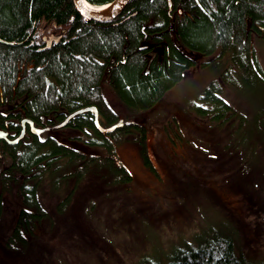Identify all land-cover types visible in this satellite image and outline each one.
<instances>
[{"label":"trees","instance_id":"16d2710c","mask_svg":"<svg viewBox=\"0 0 264 264\" xmlns=\"http://www.w3.org/2000/svg\"><path fill=\"white\" fill-rule=\"evenodd\" d=\"M59 30L61 38L46 45ZM262 44L264 0H128L117 16L102 20L82 17L73 0H0V129L13 139L23 118L50 126L35 133L25 122L15 142L0 138V214L5 188L19 200L0 254L21 259L22 246L57 259L77 243L78 254L95 253L103 264H264V248L244 243L242 223L184 167L180 150L190 144L226 185H233L238 156L254 158L264 173V127L242 141L237 131L239 111L250 114L240 88L264 84ZM175 87L202 130L185 129L176 110L163 120ZM91 105L102 127L123 123L103 130L91 110L67 117ZM160 126L157 154L145 141ZM128 142L136 144L134 154ZM248 181L250 175L235 174L240 196ZM260 195L253 194L256 204L245 198L259 209L250 217L262 216L264 224ZM177 206L186 214L182 223L175 221ZM75 207L91 223L80 212L65 213ZM60 213L89 227L53 230ZM156 225L168 229L166 237L156 235ZM132 237L139 242L131 245ZM113 252L120 260H107Z\"/></svg>","mask_w":264,"mask_h":264},{"label":"rangeland","instance_id":"374dc122","mask_svg":"<svg viewBox=\"0 0 264 264\" xmlns=\"http://www.w3.org/2000/svg\"><path fill=\"white\" fill-rule=\"evenodd\" d=\"M260 50V58L262 60V64L264 66V44L258 47ZM205 70L202 73V78L200 81H203L207 77V68H204ZM209 70L215 71V68H208ZM213 71V72H214ZM199 81V82H200ZM192 93L197 94L198 88L193 87ZM239 94L241 97L246 101L248 105L245 104L244 106L247 107V112L239 111L240 116L238 118V135H241V141L244 140L248 134L251 133V130L253 127L256 126H263L264 127V84L254 83L251 86H242L240 88ZM193 95V94H192ZM231 96V94L229 95ZM192 97V96H191ZM168 99H165L163 103V108H165L166 111L169 110L168 114L164 116L163 120H167L171 116V112L176 110V115L178 116V119L183 127L185 129L190 130H202L201 125L196 124L198 122L193 117H187L188 112L187 110L183 109L184 104L186 103V99L182 97L181 91L178 87H175L171 90V92L167 95ZM188 99H190L188 97ZM240 103H242L240 101ZM160 106V105H159ZM249 106V107H248ZM253 107V108H252ZM181 110V112H180ZM185 115L183 114V112ZM163 122V121H162ZM164 123V122H163ZM196 124V125H195ZM163 125V124H162ZM147 129L148 126H147ZM158 133V135H155V133ZM148 140L145 142L149 143L147 144L150 146V148L153 150L155 149L157 152V144L158 141L163 138V130L162 126L157 128L156 130H149L147 132ZM192 139V138H191ZM129 145L128 149H130V152L132 154L135 153L136 144L132 142L127 143ZM161 145V144H160ZM188 145V146H187ZM185 145L182 143L180 150L183 151L181 154V160L184 161V167L191 172H196L198 178L207 185L211 189V195L210 197L214 198V195H219L221 197V200L223 201L222 205H219V208H224L230 216L235 217L238 222L241 224V233L243 234L244 238H248L247 241L244 243L250 244L252 247H250L252 250H255L256 248L262 249L264 248V227H263V217L257 216L256 218L250 217V214L253 211H258V207L254 204H250V202L245 198V196L250 200L254 201L253 194L254 193H260L261 195L258 197L257 200H261L264 202V183L261 185V178L260 174L264 175V173L260 172V165L254 161V158L251 157H242L238 156L236 159V162L234 163V167H232V176L230 174L229 181L230 183H233V185H226L219 181L218 176H213L210 174L211 168L206 164V159L204 156L198 155L194 148L187 144ZM167 148L171 149V146L168 144L165 146ZM158 154V152H157ZM136 155L133 157L135 158ZM133 160V158H132ZM134 161V160H133ZM169 170H174L175 167L171 166L169 164H166ZM210 168L206 171V168ZM142 171V170H141ZM137 172V171H136ZM146 175L149 176L147 172H145ZM235 174L246 176H251V181H248L249 188L245 192V195L240 196L241 189L236 185L234 181ZM164 176V173H163ZM197 178V179H198ZM141 176L138 173L136 177V182H140ZM152 180H155L153 177H151ZM240 178L236 179L237 182H239ZM3 186V181L0 180V191H2L1 187ZM82 191H85L83 189ZM205 191V190H204ZM206 192V191H205ZM142 200V197H141ZM210 205H214L213 201L209 199ZM255 203V201H254ZM256 204V203H255ZM19 205V200L16 196V193L13 188H5L2 192V212L0 214V248H4V241H6L7 235L10 233V226L7 228L8 221L12 215L11 222L13 220L14 214L16 212V207ZM64 210V209H63ZM77 212H80L81 219L84 222H90V216L87 214H84L82 208L77 211V207L74 208H68L65 212L76 215ZM175 212V221L182 223L185 220L186 214L184 209L180 206L174 209ZM223 213V212H222ZM85 215V216H84ZM224 223V221H223ZM183 224L180 225V227ZM225 226H227L226 222L224 223ZM78 228L82 229L84 227H89L87 224H77L75 221L72 220V216H65L60 213L53 222V230H58L60 232H66L71 228ZM167 230L162 231V229L156 225L155 233L156 235L160 237H166L165 234H167ZM92 232V231H91ZM93 233V232H92ZM94 236V233H93ZM8 239V237H7ZM58 246H62L63 242L56 241ZM131 245H133L135 242H139L137 237H132L128 241ZM77 243L71 245L70 247L66 248L65 252L62 254L57 255L58 258L55 259L53 255L51 254H40L38 256L29 254L28 247H25L22 249V246L16 249V253H20L22 251L23 257L19 259L18 257H15L13 254L2 252L0 254V264H59V262H63L65 264H103L100 259L98 258L97 254H86V255H80L78 254L77 250ZM132 252H130L131 254ZM116 252L111 253L108 257V261L113 260L115 258L116 260H120L116 258ZM150 259L157 258L154 253L150 254ZM139 264V262H136ZM124 264V263H122ZM126 264V262H125Z\"/></svg>","mask_w":264,"mask_h":264},{"label":"water","instance_id":"95a60500","mask_svg":"<svg viewBox=\"0 0 264 264\" xmlns=\"http://www.w3.org/2000/svg\"><path fill=\"white\" fill-rule=\"evenodd\" d=\"M85 1H87V0H85ZM87 2H89V1H87ZM127 2H128V0H111V5L106 10H104V11H91V10H88L87 8L84 7V5H83L84 1L83 0H73V3H74L76 10L81 15H84L85 17H92V18H98V19L111 18V17L117 16L121 12V10L124 8V6L127 4ZM51 39H56V36H53L52 34L48 35V37L46 38V42H47L46 45H48L50 43ZM82 110L93 111L96 123H98L99 127L102 128L103 130L112 129L116 126L121 125V123H122V119L119 118L116 123H114L110 126H107V127H102L98 122L97 109L94 105L86 106V107H82L80 109H77V110L73 111L72 113H69L67 117L73 115L74 113L80 112ZM25 122H27V124L29 126V130L32 132H35V133H40L41 131L50 127V126L37 127L34 125L33 121L30 118H23L21 121L22 128H21V131H20L18 136H16L13 139H8L7 138V132L0 129V138H6L9 142H15L19 137H21L23 135V133L25 131V129H24ZM61 124H62V122L55 124L54 126H59Z\"/></svg>","mask_w":264,"mask_h":264},{"label":"bare ground","instance_id":"6f19581e","mask_svg":"<svg viewBox=\"0 0 264 264\" xmlns=\"http://www.w3.org/2000/svg\"><path fill=\"white\" fill-rule=\"evenodd\" d=\"M83 1H84V3H83L84 7L87 8L88 10H91V11H104L107 8H109V6L111 5V1L104 2V3H101V4L87 2L88 0L87 1L83 0ZM81 16L84 17L85 19L86 18H92V17H85L84 15H81ZM94 19H98V18H94ZM102 19H105V18H102ZM102 19H99V20H102ZM122 123H123V121H122ZM34 169H35V167H34Z\"/></svg>","mask_w":264,"mask_h":264},{"label":"flooded vegetation","instance_id":"af4514ba","mask_svg":"<svg viewBox=\"0 0 264 264\" xmlns=\"http://www.w3.org/2000/svg\"><path fill=\"white\" fill-rule=\"evenodd\" d=\"M50 34H52L53 36H56V40H58L59 38H61V36H62V31H56V32H52V33H50ZM49 34V35H50ZM45 37V36H44ZM26 128V123L24 124V129Z\"/></svg>","mask_w":264,"mask_h":264}]
</instances>
